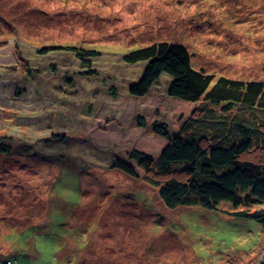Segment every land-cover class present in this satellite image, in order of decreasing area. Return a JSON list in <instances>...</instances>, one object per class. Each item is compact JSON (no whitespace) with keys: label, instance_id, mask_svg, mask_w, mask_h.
I'll list each match as a JSON object with an SVG mask.
<instances>
[{"label":"rangeland","instance_id":"1","mask_svg":"<svg viewBox=\"0 0 264 264\" xmlns=\"http://www.w3.org/2000/svg\"><path fill=\"white\" fill-rule=\"evenodd\" d=\"M158 43L215 82H263L264 0H0V264H264V228L232 215L264 203L171 209L154 175L114 168L195 107L167 75L130 95L146 63L124 54ZM66 46L101 54L86 68Z\"/></svg>","mask_w":264,"mask_h":264},{"label":"trees","instance_id":"2","mask_svg":"<svg viewBox=\"0 0 264 264\" xmlns=\"http://www.w3.org/2000/svg\"><path fill=\"white\" fill-rule=\"evenodd\" d=\"M60 49L75 52L86 68L101 54L73 46ZM122 60L146 63L141 78L130 86V95L149 96L167 75L172 79L168 97L195 107L173 134L163 121L153 123L154 135L168 141L160 154L118 150L115 154L121 152L122 159L114 161V168L138 179L154 175L149 178L161 183L160 197L171 209L200 205L217 211L222 203L236 209L264 203V81L220 77L215 82L213 76L193 69L187 48L178 44H152L124 54ZM140 124L146 126L143 120ZM10 152L1 142L0 154ZM232 215L264 228V209Z\"/></svg>","mask_w":264,"mask_h":264},{"label":"bare ground","instance_id":"3","mask_svg":"<svg viewBox=\"0 0 264 264\" xmlns=\"http://www.w3.org/2000/svg\"><path fill=\"white\" fill-rule=\"evenodd\" d=\"M262 1V0H261ZM260 0H258V4H259Z\"/></svg>","mask_w":264,"mask_h":264}]
</instances>
